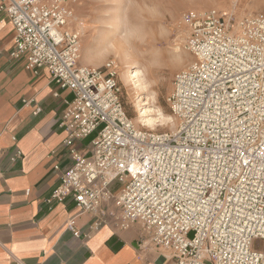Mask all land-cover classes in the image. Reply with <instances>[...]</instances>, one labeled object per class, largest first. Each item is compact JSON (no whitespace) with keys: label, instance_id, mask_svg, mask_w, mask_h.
Listing matches in <instances>:
<instances>
[{"label":"built area","instance_id":"obj_1","mask_svg":"<svg viewBox=\"0 0 264 264\" xmlns=\"http://www.w3.org/2000/svg\"><path fill=\"white\" fill-rule=\"evenodd\" d=\"M76 4L0 0L15 28L11 56L74 93L60 122L72 163L50 201L73 199L97 225L139 223L173 264H264L254 246L264 243V10L236 24L216 9L182 14L194 60L168 98L177 128L156 131L129 116L116 59L81 64ZM68 229L90 235L74 217Z\"/></svg>","mask_w":264,"mask_h":264},{"label":"crops","instance_id":"obj_2","mask_svg":"<svg viewBox=\"0 0 264 264\" xmlns=\"http://www.w3.org/2000/svg\"><path fill=\"white\" fill-rule=\"evenodd\" d=\"M14 35L0 11V264H173L139 223L97 225L73 199L50 201L72 163L60 122L74 93L11 56ZM91 140L76 145L85 153ZM72 217L87 238L68 229Z\"/></svg>","mask_w":264,"mask_h":264},{"label":"rangeland","instance_id":"obj_3","mask_svg":"<svg viewBox=\"0 0 264 264\" xmlns=\"http://www.w3.org/2000/svg\"><path fill=\"white\" fill-rule=\"evenodd\" d=\"M209 9L231 17L236 24L246 15L263 11L264 0H77L75 15L82 26L80 62L103 67L116 59L129 116L140 127L173 131L178 125L168 99L173 80L194 60L186 46L188 30L182 14ZM124 60L130 71L141 70V88L126 83ZM145 110L147 118H156L155 123L137 119ZM254 246L262 249L264 243L256 240Z\"/></svg>","mask_w":264,"mask_h":264},{"label":"bare ground","instance_id":"obj_4","mask_svg":"<svg viewBox=\"0 0 264 264\" xmlns=\"http://www.w3.org/2000/svg\"><path fill=\"white\" fill-rule=\"evenodd\" d=\"M118 34H121V31H119ZM126 40H127V38H126ZM128 67H129L128 66V61L124 60V68H125V70L123 72V75H124V78L127 80L126 83H128L132 88H137V89L141 88V83H140V78L142 77L141 76V70L138 68L136 70L130 71L128 69ZM146 111L147 110H145L142 113H139V116H138L137 119L139 121H142L143 123L144 122L155 123L156 122V118H147L148 113Z\"/></svg>","mask_w":264,"mask_h":264}]
</instances>
